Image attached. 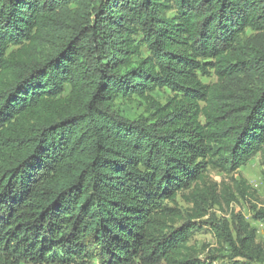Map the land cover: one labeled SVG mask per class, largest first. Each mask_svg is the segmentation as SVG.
Wrapping results in <instances>:
<instances>
[{
  "label": "trees",
  "instance_id": "obj_1",
  "mask_svg": "<svg viewBox=\"0 0 264 264\" xmlns=\"http://www.w3.org/2000/svg\"><path fill=\"white\" fill-rule=\"evenodd\" d=\"M255 157L264 176V0H0V264H213L194 221L235 191L209 171ZM231 217L233 264H264Z\"/></svg>",
  "mask_w": 264,
  "mask_h": 264
},
{
  "label": "rangeland",
  "instance_id": "obj_2",
  "mask_svg": "<svg viewBox=\"0 0 264 264\" xmlns=\"http://www.w3.org/2000/svg\"><path fill=\"white\" fill-rule=\"evenodd\" d=\"M203 80L206 83H214L217 81V78L215 75H212L211 77H204ZM153 96L158 102L165 104L172 96V92L170 89L165 88L160 91H155ZM115 105L116 110L121 116L131 120L148 115L146 103L138 96L130 99L118 96ZM241 176L245 177L252 189L256 190L257 196L264 199V176L262 175L260 157H255L232 174H226L216 170L209 171L211 181L217 183L220 191L223 192L228 187L231 192L235 191V194L233 193L231 197L232 201L228 202L223 199L219 205H207L206 210H209L208 215L203 219L194 221L196 227L199 228L196 231L194 242L199 247L206 246L207 249L205 251L207 254H214L213 256L217 259L213 264H233L235 262V259L231 257L228 245L226 244V247H223L221 242H218L213 231L215 225L222 224L224 220H228L229 223L232 222V210L242 213L257 229V240L264 241V222L253 219V213L251 211L255 200L242 199L234 187L233 178L239 179ZM179 205L186 212L193 210V204L186 202L184 197H179ZM95 264L99 263L95 261Z\"/></svg>",
  "mask_w": 264,
  "mask_h": 264
}]
</instances>
